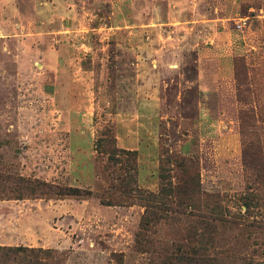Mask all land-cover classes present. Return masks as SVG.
<instances>
[{
	"label": "rangeland",
	"instance_id": "1",
	"mask_svg": "<svg viewBox=\"0 0 264 264\" xmlns=\"http://www.w3.org/2000/svg\"><path fill=\"white\" fill-rule=\"evenodd\" d=\"M106 131L136 151L130 176L123 153L95 150ZM174 155L232 210L249 187L264 208V0H0V191L18 176L53 186L0 198V246L55 249L38 255L49 264H149L142 197L161 171L176 182ZM222 237L264 260V230Z\"/></svg>",
	"mask_w": 264,
	"mask_h": 264
},
{
	"label": "trees",
	"instance_id": "2",
	"mask_svg": "<svg viewBox=\"0 0 264 264\" xmlns=\"http://www.w3.org/2000/svg\"><path fill=\"white\" fill-rule=\"evenodd\" d=\"M95 150L116 161L123 153L128 160L126 169L130 176L136 160L135 150L118 148L107 131L96 140ZM165 161H169V158ZM174 161L179 168L176 182L161 171L159 191L148 192L142 197L144 212L136 236V247L151 254L149 264H264V260H255L248 253L236 254L232 251L233 246L224 248L226 242L222 237L224 231L231 229L242 231L251 226L264 230V208L259 206L253 189L249 187L251 191L241 196V205L232 210L221 202L219 194L201 190L199 173L195 171L193 161L179 155H174ZM247 163L244 160L245 169ZM160 167L163 170L164 162ZM6 181L0 179V185L4 186ZM11 184L13 194H3V188L0 191L1 199L38 198L53 187L38 178L23 176L14 177ZM55 188L60 195L90 194V191H82L78 187L57 185ZM161 225L173 228L172 234L157 237L155 232L159 231ZM40 252L46 255L57 253L52 248L0 246V264H49L46 256H38Z\"/></svg>",
	"mask_w": 264,
	"mask_h": 264
},
{
	"label": "crops",
	"instance_id": "3",
	"mask_svg": "<svg viewBox=\"0 0 264 264\" xmlns=\"http://www.w3.org/2000/svg\"><path fill=\"white\" fill-rule=\"evenodd\" d=\"M217 72H218L217 77H218V78H222V76H221V75H222L221 71L218 69Z\"/></svg>",
	"mask_w": 264,
	"mask_h": 264
}]
</instances>
